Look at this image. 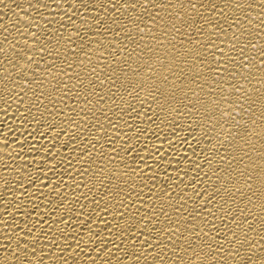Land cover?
Returning <instances> with one entry per match:
<instances>
[{
    "label": "bare ground",
    "instance_id": "6f19581e",
    "mask_svg": "<svg viewBox=\"0 0 264 264\" xmlns=\"http://www.w3.org/2000/svg\"><path fill=\"white\" fill-rule=\"evenodd\" d=\"M261 5L0 0V264H264Z\"/></svg>",
    "mask_w": 264,
    "mask_h": 264
},
{
    "label": "snow or ice",
    "instance_id": "6c2138e0",
    "mask_svg": "<svg viewBox=\"0 0 264 264\" xmlns=\"http://www.w3.org/2000/svg\"><path fill=\"white\" fill-rule=\"evenodd\" d=\"M133 7H135V5H132ZM262 8H264V5H261Z\"/></svg>",
    "mask_w": 264,
    "mask_h": 264
}]
</instances>
